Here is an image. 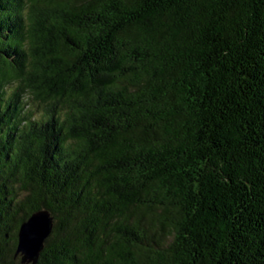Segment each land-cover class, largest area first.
<instances>
[{
    "label": "trees",
    "instance_id": "trees-1",
    "mask_svg": "<svg viewBox=\"0 0 264 264\" xmlns=\"http://www.w3.org/2000/svg\"><path fill=\"white\" fill-rule=\"evenodd\" d=\"M264 264V0H0V264Z\"/></svg>",
    "mask_w": 264,
    "mask_h": 264
},
{
    "label": "water",
    "instance_id": "water-1",
    "mask_svg": "<svg viewBox=\"0 0 264 264\" xmlns=\"http://www.w3.org/2000/svg\"><path fill=\"white\" fill-rule=\"evenodd\" d=\"M54 229V220L48 211L34 213L24 222L19 231L17 255H22L23 264H37L45 248V241Z\"/></svg>",
    "mask_w": 264,
    "mask_h": 264
}]
</instances>
